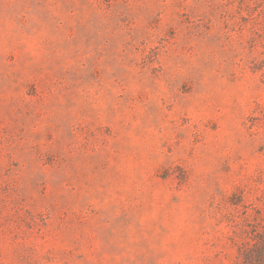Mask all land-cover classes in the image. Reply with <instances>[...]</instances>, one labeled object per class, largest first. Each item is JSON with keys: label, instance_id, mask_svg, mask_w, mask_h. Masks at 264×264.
<instances>
[{"label": "rangeland", "instance_id": "374dc122", "mask_svg": "<svg viewBox=\"0 0 264 264\" xmlns=\"http://www.w3.org/2000/svg\"><path fill=\"white\" fill-rule=\"evenodd\" d=\"M263 234L264 0H0V264H245Z\"/></svg>", "mask_w": 264, "mask_h": 264}, {"label": "trees", "instance_id": "16d2710c", "mask_svg": "<svg viewBox=\"0 0 264 264\" xmlns=\"http://www.w3.org/2000/svg\"><path fill=\"white\" fill-rule=\"evenodd\" d=\"M258 248V255L261 260L264 259V234L261 236H254L250 241L245 242L240 250V256L244 259V263L248 264L249 259L254 253V249Z\"/></svg>", "mask_w": 264, "mask_h": 264}]
</instances>
